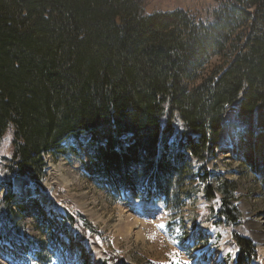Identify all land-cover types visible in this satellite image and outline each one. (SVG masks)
<instances>
[{
    "label": "trees",
    "instance_id": "obj_1",
    "mask_svg": "<svg viewBox=\"0 0 264 264\" xmlns=\"http://www.w3.org/2000/svg\"><path fill=\"white\" fill-rule=\"evenodd\" d=\"M146 9V0H0V147L13 129L12 155L0 160V244L24 264H51L59 239L43 255V246L15 238L26 210L12 207L14 181L45 193L46 157L64 156L73 149L65 143L83 137L115 198L161 203L174 220L202 192L218 202L209 218L233 228L235 264L259 260L254 241L235 231L237 182L206 163L241 99L237 159L264 201V0H220L210 23L182 9ZM215 59L222 64L207 73ZM54 221L63 235L83 222L76 241L96 231L82 216Z\"/></svg>",
    "mask_w": 264,
    "mask_h": 264
},
{
    "label": "rangeland",
    "instance_id": "obj_2",
    "mask_svg": "<svg viewBox=\"0 0 264 264\" xmlns=\"http://www.w3.org/2000/svg\"><path fill=\"white\" fill-rule=\"evenodd\" d=\"M146 1L149 14L182 9L210 23L220 0ZM221 64L222 60L215 59L207 73ZM239 103L227 109L221 148L207 161L206 167L223 179L237 182L235 206L241 219L235 231L254 241L259 256L257 264H264V201L258 197L260 190L254 178L243 172L237 159L243 129L237 119ZM176 129L178 139L184 127L177 122ZM65 144L73 149L57 159L46 157L45 193L31 189L23 179L14 181L12 207L18 210L23 205L26 210L25 232H14L21 243L32 248L43 246L41 251L46 255L50 240L57 235L59 242L51 264H113L112 258L127 264H174L177 259L188 264H235L237 247L232 241L233 228L216 225L219 217L209 218L217 200H207L201 192L188 200L181 217L173 220L161 203L115 198L104 184L98 167L92 164L95 148L88 144V138L70 139ZM12 152L13 129L9 128L0 147V160L9 158ZM192 162L195 169L202 165L193 159ZM35 208L37 212H32ZM68 215L84 217L96 231L89 230L87 239L76 241L79 235H84L83 222L75 227L66 226L67 235L55 230L50 222L56 219L54 222L59 227ZM160 224L165 227L160 228ZM196 224H200L198 230ZM8 246L0 244V264H24L25 261L17 259L20 252Z\"/></svg>",
    "mask_w": 264,
    "mask_h": 264
},
{
    "label": "snow or ice",
    "instance_id": "obj_3",
    "mask_svg": "<svg viewBox=\"0 0 264 264\" xmlns=\"http://www.w3.org/2000/svg\"><path fill=\"white\" fill-rule=\"evenodd\" d=\"M159 227L163 229L165 227V225L164 224H160ZM173 255H178V254H173ZM174 264H188V261L177 259V260L174 261Z\"/></svg>",
    "mask_w": 264,
    "mask_h": 264
},
{
    "label": "bare ground",
    "instance_id": "obj_4",
    "mask_svg": "<svg viewBox=\"0 0 264 264\" xmlns=\"http://www.w3.org/2000/svg\"><path fill=\"white\" fill-rule=\"evenodd\" d=\"M240 101H241V99H240ZM240 101H238V102H240ZM239 106H240V103H239ZM48 174V173H47ZM104 178V177H103ZM261 255H263V253L262 252H259Z\"/></svg>",
    "mask_w": 264,
    "mask_h": 264
},
{
    "label": "water",
    "instance_id": "obj_5",
    "mask_svg": "<svg viewBox=\"0 0 264 264\" xmlns=\"http://www.w3.org/2000/svg\"><path fill=\"white\" fill-rule=\"evenodd\" d=\"M27 182V181H26ZM28 183V182H27ZM29 184V183H28Z\"/></svg>",
    "mask_w": 264,
    "mask_h": 264
}]
</instances>
